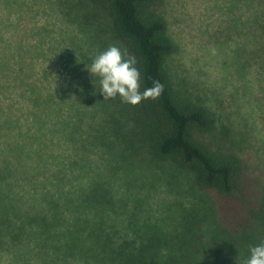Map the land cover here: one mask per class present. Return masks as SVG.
I'll return each instance as SVG.
<instances>
[{"label": "rangeland", "instance_id": "374dc122", "mask_svg": "<svg viewBox=\"0 0 264 264\" xmlns=\"http://www.w3.org/2000/svg\"><path fill=\"white\" fill-rule=\"evenodd\" d=\"M263 1L150 5L174 43V81L213 118L197 136L243 161L224 196L149 152L132 105L100 93L91 60L113 45L133 57L108 0H0V264H106L86 257L97 223L118 239L187 241L194 264H246L264 242Z\"/></svg>", "mask_w": 264, "mask_h": 264}, {"label": "trees", "instance_id": "16d2710c", "mask_svg": "<svg viewBox=\"0 0 264 264\" xmlns=\"http://www.w3.org/2000/svg\"><path fill=\"white\" fill-rule=\"evenodd\" d=\"M108 1L116 37L127 44L141 72L140 90L151 87L153 81L164 85L157 99L132 105L135 123L131 130L135 140L154 155L186 167L203 187L224 196L234 195L243 161L213 149L197 136L198 131L212 128L213 118L205 106L181 91L168 69L166 55L174 43L166 20L150 9L158 0ZM0 63V89H3L8 75L6 61L2 59ZM193 225L188 224L189 228ZM97 228L101 243L98 249H92L94 252L87 249L86 257H100L106 264H194L187 241L174 243L156 230L144 231L137 238L118 239L115 231L110 232L101 223H97Z\"/></svg>", "mask_w": 264, "mask_h": 264}, {"label": "clouds", "instance_id": "9594fccd", "mask_svg": "<svg viewBox=\"0 0 264 264\" xmlns=\"http://www.w3.org/2000/svg\"><path fill=\"white\" fill-rule=\"evenodd\" d=\"M88 71L99 78L100 93L104 99L119 96L124 103L133 106L143 100L157 99L164 89L162 83L153 81L151 87L141 91V72L136 67L135 58H126V54L115 45L97 54L91 60ZM249 252L246 264H264V242L252 246Z\"/></svg>", "mask_w": 264, "mask_h": 264}]
</instances>
